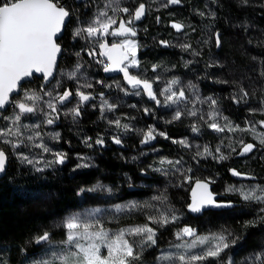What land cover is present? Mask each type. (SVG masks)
Masks as SVG:
<instances>
[{
    "label": "trees",
    "instance_id": "16d2710c",
    "mask_svg": "<svg viewBox=\"0 0 264 264\" xmlns=\"http://www.w3.org/2000/svg\"><path fill=\"white\" fill-rule=\"evenodd\" d=\"M60 2L72 12V16L57 40L62 53L55 78L43 89L40 77H33L20 87V91L35 90L42 97L36 104L35 113L21 117L23 144L13 149L3 140H19L20 137H0V148L5 149L9 160L7 171L0 180V261H7V264L38 263L44 249L64 239L65 230L56 225L73 214L99 208L105 213V227L115 231L129 225L150 223L147 220L149 215L158 216L161 211L171 208L180 219L165 227L151 225L157 228V245L146 249L137 264H157L156 257L160 253L183 240L178 241L174 234L185 225L196 229L199 235L227 228L235 236L242 237L236 245L225 250L221 258H210L203 264H225L229 257L234 264H246L247 258H254L255 253L264 250V223L245 228L244 222L264 215L259 211L264 204L243 201L238 193L226 192L225 189L228 186L246 189L264 186V146L258 140L264 133V125L259 123L264 121V104L261 103L264 101V0H247V3L245 0H181L180 4L167 7L163 6L167 0ZM117 2L120 7H128L130 12L114 13L112 8L117 6ZM140 3L146 5L147 12L141 21L134 22L137 35L132 37L141 46L137 52L140 66L129 69L141 79L153 81V90L161 101L159 105L143 94L142 89L139 90L141 94L136 95L137 90L127 88L121 76H104L103 59L97 53L101 39H73L71 36L75 27L87 24L99 10L107 11L117 21L127 20ZM173 23L184 27L177 32L172 27ZM217 33L219 46L216 44ZM162 40L168 41L169 46L161 45ZM183 44H190L191 48L185 50L181 47ZM92 49L96 50L100 62L89 55ZM77 52L79 56L75 55ZM77 63L82 65L77 78L67 79L66 74L73 71ZM153 64L160 67L153 71ZM173 78H178L179 83L172 85V90L179 92L183 89L187 99L179 105H166L165 96L170 93H165V96L159 93ZM57 81L61 82L59 86ZM85 84L92 86L81 87V91L90 93L92 99L85 102L80 117L74 121L71 115H66L77 104L78 97L73 95L71 101L61 107L59 119L54 124L42 123L45 119L43 113L50 111L48 101L55 103L54 97L62 94L64 89L75 93L78 86ZM190 85L198 89V93H194ZM242 88L248 93L246 100L233 102V96L242 95ZM122 89H127V94ZM20 91L12 100L20 96ZM45 92L52 95H44ZM197 95L200 100H197ZM208 97L218 102L215 106L219 112L217 123L223 126V117H227L233 125L252 130L216 132L209 128L208 113L213 108L210 101L201 102ZM104 100L116 104L117 108L102 115L100 105ZM145 108L150 109V113H145ZM178 108L185 113L196 111L197 115L185 114L180 120L166 123L172 120ZM8 109L0 113V117ZM116 119H120L121 124H129L132 130L124 131L109 124L110 120ZM11 123L0 119V128ZM194 124L200 129L195 133L192 131ZM24 125L39 127L24 128ZM149 126L166 133L168 138L157 135L148 144H141L143 133ZM36 131L41 133V137H35ZM56 133H59V139H52ZM28 136H33V140L29 141ZM114 136H120L122 143L115 144ZM88 137H91L92 147L84 143ZM97 138L104 139L103 146L95 144ZM185 138L191 147L173 143V140ZM41 139L52 152L42 153L41 149L33 146ZM240 141L253 143L256 147L241 156ZM205 145L215 156L222 153L228 158L217 160L213 156H196ZM217 147L221 153H216ZM17 152L41 160L36 165L40 168L54 159L55 152L66 153L67 159L61 165L53 164L42 172H36L32 165L17 158ZM80 156L90 158L91 166L77 168L76 165L81 163ZM162 157L182 162L175 168L167 164L161 166L159 161ZM155 168L163 170L157 172L153 170ZM230 169L246 175L235 176ZM209 179L213 181L209 184V191L214 199L231 201L232 206L191 213L187 205L191 201L193 184ZM97 183L110 187L112 191L77 195L80 188H91ZM156 196L162 199L166 196L167 200H153ZM129 201L148 202L153 207L117 214L115 219L107 214L115 213L114 205H125ZM44 231L51 233L52 243L36 244L34 238Z\"/></svg>",
    "mask_w": 264,
    "mask_h": 264
},
{
    "label": "snow or ice",
    "instance_id": "6c2138e0",
    "mask_svg": "<svg viewBox=\"0 0 264 264\" xmlns=\"http://www.w3.org/2000/svg\"><path fill=\"white\" fill-rule=\"evenodd\" d=\"M181 0H167V4L163 5L167 7L169 4H180ZM247 3V0H245ZM110 6V5H109ZM115 13L117 11L129 13L128 7H120L117 2V6L112 8ZM147 9L144 3H140L135 11L130 13L127 20L117 19L114 16L108 14L105 10H99L91 20L84 25L75 27L72 30L71 36L76 38H97V41L102 39L106 35L113 37H124L121 43H112L110 46L107 43H99L100 55L107 57V62L104 63V71L109 72L118 69L124 74V80L133 89H137L136 95H140L139 89L142 88L143 94L155 101L157 105L161 101L157 97V93L153 90V81L148 79H141L136 75H131L129 72L130 67L138 68L140 62L137 59V52L141 47L135 39L137 30L134 27V22L140 21L146 15ZM204 15V13H200ZM72 16V12L63 6L60 0H0V109H5L7 105L12 104L14 114L12 116H3L0 119L4 121H11V126L0 128V137H20L19 140L4 139V144H10L13 149H18L23 144V136L20 132L21 117L25 114L35 113L37 111L36 104L42 99V97L31 89H25L23 96L18 100H12L10 94L16 92L21 87V82L28 77L33 76L35 73L42 74L45 84L40 87L43 89L46 83L55 78L57 69V54L62 51L61 45L57 42L58 34L64 30L68 19ZM157 17V22H159ZM119 24L118 27L113 28V25ZM79 25V21H78ZM172 27L181 31L184 25L180 23H173ZM163 46H169L168 41H160ZM216 44L219 46L220 37L219 33L216 34ZM181 47L185 50L191 48L190 44H183ZM75 55L79 56L80 53ZM89 55L95 56V51H90ZM82 65L77 63L74 66V70L68 72L67 79L73 80L77 78V73L81 69ZM159 65L153 64L152 68L155 71L159 68ZM64 75V73H61ZM264 75V73H262ZM159 79V77H157ZM60 81H57V86L60 85ZM178 78H173L168 82L167 86L159 93L161 96H165V93H170L165 96L164 103L166 105H179L180 102L187 99L185 91L181 89L179 92L172 90V85L178 84ZM91 84H85L78 86L75 93L70 89H64L62 94H57L54 99L55 103L51 100L47 102V108L49 112H44L45 119L42 123L52 125L59 119L60 109L63 105L70 102L73 95L78 97L77 104L68 110L66 115H71L75 121L80 117L82 108L85 102L92 99L90 93L86 94L81 91V87L90 88ZM194 90V93H198V89L190 85ZM127 94V89H122ZM242 95L240 97L233 96V102L239 103L246 100L248 93L241 89ZM44 95L51 96L50 92H45ZM103 97V93L100 94ZM197 100L200 97L197 95ZM210 101V105L213 111L208 113V127L216 132H223L227 129L230 132L243 131L248 132L252 129L245 127L241 128L240 125H233L227 117H223L225 124L222 126L216 122V118L219 116V112L215 110L217 100L208 97L204 101ZM264 104V101L261 102ZM117 108L116 104H110L107 100H104L100 105V111L103 115L105 111L111 112ZM145 113H150V109L145 108ZM250 111H256L251 109ZM185 114L195 117L196 111L188 110L181 111L179 108L172 116V120L166 121V123H172L173 121L180 120ZM203 119V116H201ZM260 124L264 125V121H260ZM110 125H115L118 129L124 131H131L129 124H121L120 119L110 120ZM24 128L35 127L39 125L29 126L24 125ZM254 128V125H253ZM200 129L194 124L192 131L198 132ZM35 137H41L39 131L35 132ZM167 137L164 132H157L152 126L148 127V130L143 133V139L141 144H148L154 140L156 136ZM29 141L33 140V136H28ZM52 139H59V133L52 136ZM113 142L117 145L122 143L120 136H114ZM259 144L264 146V133H261L258 137ZM91 137L85 139L84 143L88 147H92L90 143ZM173 143H179L185 148L191 147L187 139L173 140ZM95 144L99 146L104 145L103 138H97ZM241 149L239 154L241 156L250 153L256 147L253 143L245 144L240 141ZM36 148L41 149L42 153H50L52 149L48 147L47 143L41 139V142L33 145ZM216 153H221L220 147L216 148ZM236 151L235 148L232 149ZM54 159L44 164V168L51 167L53 164L61 165L65 163L67 154L63 152L53 153ZM196 156L205 157L213 156L214 159L224 160L228 157L224 154L215 156L207 145L203 147V151H198ZM17 158L28 165H32L36 172L44 171V168L36 167L41 160L29 158L22 152H17ZM81 163L77 164V168H88L91 164L88 162L90 158L80 156ZM195 159V157H194ZM8 161V155L4 148H0V173L5 172ZM181 160L172 161L162 157L159 161L161 166L167 164L175 168L176 165L181 164ZM154 171L160 172L163 168H155ZM178 170V169H177ZM143 171V170H142ZM188 171H191L189 169ZM231 173L235 176L246 175L237 171L236 169H230ZM211 179L208 181H196V187L192 190L191 203L187 205V208L192 213H201L210 208H226L231 207V201H217L214 199V195L209 191V184L212 183ZM111 192L110 187L97 183L91 188H80L77 195L85 192ZM226 192H236L240 195L241 199L246 202H258L264 204V186L257 185L250 189L235 188L234 186H228L225 189ZM259 193V194H258ZM153 200H161L164 202L167 197L163 199L160 196L152 198ZM115 213H107L112 215V218H117V214L131 213L138 209L153 207L152 204L145 202L143 204L136 201H129L125 205H114ZM260 213H264V207L260 208ZM105 213L101 209L96 208L91 211H87L83 214H73L65 218L62 224L56 225V227H62L65 230L64 239L59 241L61 246L60 254L53 253L52 260L41 261L39 264H137L142 260L143 253L146 249L152 248L157 245V228L151 225H158L159 227H165L180 219V216L174 209L169 208L168 211H161L158 216L149 215L147 220L150 223L141 225H129L123 228L117 229L113 232L111 229L105 227L104 221ZM264 223V215L258 216L256 219L248 220L244 222V227H254L256 224ZM176 239L179 241L184 237H191L190 243H176L170 245L178 250L177 253L162 252L156 257L157 264L161 262H167V264H203V262L210 258L215 260L221 258L222 253L230 247L236 245L241 239V236H235L227 228L221 229L219 232L209 233L207 235H199L196 229L189 225H185L179 229L175 234ZM131 237L132 239H129ZM36 244L42 242L52 243L51 233L44 231L42 234L37 235L34 238ZM102 249L106 250L107 255L102 254ZM182 249V250H181ZM193 249L198 251L193 252ZM22 251H24L22 249ZM0 264H7V261H0ZM225 264H234V261L229 257ZM246 264H264V250L254 254V258H247Z\"/></svg>",
    "mask_w": 264,
    "mask_h": 264
},
{
    "label": "rangeland",
    "instance_id": "374dc122",
    "mask_svg": "<svg viewBox=\"0 0 264 264\" xmlns=\"http://www.w3.org/2000/svg\"><path fill=\"white\" fill-rule=\"evenodd\" d=\"M119 25H117V27H118ZM113 28H115V27H113ZM132 38V37H131ZM124 39V37H121L120 38V40H121V42H122V40ZM133 39V38H132ZM24 90L25 89H21V91H20V96L19 97H15V99L14 100H18V99H20L22 96H23V93H24ZM7 108V107H6ZM8 110H7V113L4 115V116H12L13 114H14V111H16V110H14V108H13V106H8ZM0 113H2V112H0ZM10 121V120H9ZM9 126H11V125H9ZM204 181V180H203ZM196 187V182L193 184V187H192V189H191V198H192V190H193V188H195ZM190 203H191V201H190ZM192 213V212H191ZM112 230V229H111ZM113 232H115L114 230H112ZM191 240H192V238L191 237H184L183 238V240H181L179 243H181V244H183V243H190L191 242ZM176 244V243H175ZM182 250V249H181ZM193 252H196V251H198L197 249H193L192 250ZM60 252H61V246H59V244H53V245H50L49 247H47L46 249H44V251L40 254V258H39V260H38V263H36V264H39V262H41V261H46V260H52V258H53V253H56V254H60ZM164 252H172V253H177L178 252V250L177 249H175V248H173V247H168V248H166L165 250H164ZM102 254H104V255H107V252H106V250H104V249H102ZM56 264H58V262H56ZM162 264V263H161Z\"/></svg>",
    "mask_w": 264,
    "mask_h": 264
},
{
    "label": "water",
    "instance_id": "95a60500",
    "mask_svg": "<svg viewBox=\"0 0 264 264\" xmlns=\"http://www.w3.org/2000/svg\"><path fill=\"white\" fill-rule=\"evenodd\" d=\"M79 1L82 2V1H84V0H76V2H79ZM143 18H144V17H143ZM143 18H142V19H143ZM142 19H141V20H142ZM68 20H69V19H68ZM141 20H140V21H141ZM67 22H68V21H67ZM63 31H64V30H63ZM63 31H62V33L58 34V39H57V40H59V38L62 36ZM57 42H58V41H57ZM103 43H107V41H104ZM109 46H110V45H109ZM61 49H62V46H61ZM99 50H100V49H99ZM61 53H62V51H61L60 53L57 54V66H58V61H59V57L61 56ZM100 56H101V55H100ZM101 57L107 60V57H106V56H101ZM103 72H104L105 76L122 75V77H123V79H124V74H123L121 71H119L118 69L113 70V71H109V72H105L104 69H103ZM131 75H132V74H131ZM33 77H40V78H42L41 81H42L43 84H45V82H44V80H43V77H42V74H40V73H35V74H34L33 76H31V77L25 78V79L21 82V85H22L23 83H25L26 81L31 80ZM53 79H54V78H53ZM53 79H51V81H52ZM51 81H50V82H51ZM50 82L46 83V85H48ZM124 83H125V86H126L127 88H129V89H131V90H137V89H133V88H131V86L128 85L127 82H126L125 80H124ZM141 89H142V88H141ZM19 91H20V88H19L16 92L10 94V98L12 99L14 95H16V94L19 93ZM8 106H9V105H7L6 107H8ZM6 109H7V108H5V109H0V112L5 111ZM8 162H9V160L7 161V166H6V170H5V172L0 173V180L3 178V176L5 175V173H6V171H7Z\"/></svg>",
    "mask_w": 264,
    "mask_h": 264
},
{
    "label": "flooded vegetation",
    "instance_id": "af4514ba",
    "mask_svg": "<svg viewBox=\"0 0 264 264\" xmlns=\"http://www.w3.org/2000/svg\"><path fill=\"white\" fill-rule=\"evenodd\" d=\"M136 22H139V21H136ZM117 25H119V24H117ZM117 25L115 26V28L117 27ZM120 38H121V37H113V36H111V35H106V36H104V37L100 40L99 43H103L104 41H107V44H108V45H111L112 43H121ZM93 50H94L95 53H96V50H95V49H92V51H93ZM97 53H100V50H99V44H98V51H97ZM97 53H96V55L94 56V60H96L97 62H100V61H99V58L97 57V56L99 55V57H100L101 59H103V61L101 62V64H102L103 69H104V63L107 62V60L104 59V58H102V57L100 56V54L97 55ZM130 68H131V67H130ZM129 72H130V74H132L131 71H130V69H129ZM103 74H104V72H103ZM132 75H134V74H132ZM104 76H105V74H104ZM115 76H121V78H123L122 75H115ZM105 77H114V76H105ZM123 82H124V79H123ZM124 84H125V83H124ZM139 90H140V89H139ZM209 190H210V189H209Z\"/></svg>",
    "mask_w": 264,
    "mask_h": 264
}]
</instances>
